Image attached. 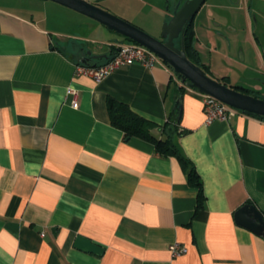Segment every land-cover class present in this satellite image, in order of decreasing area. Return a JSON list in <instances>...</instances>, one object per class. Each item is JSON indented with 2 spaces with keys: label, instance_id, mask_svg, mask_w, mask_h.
I'll use <instances>...</instances> for the list:
<instances>
[{
  "label": "crops",
  "instance_id": "0c3cea01",
  "mask_svg": "<svg viewBox=\"0 0 264 264\" xmlns=\"http://www.w3.org/2000/svg\"><path fill=\"white\" fill-rule=\"evenodd\" d=\"M237 1L253 29L250 16L257 25L254 11L259 16L264 0ZM235 2L205 0L194 16L195 47L201 56L196 18L203 9L208 22L199 27L213 31L215 19L224 35L213 31L219 41L208 49H222L228 63L238 49L241 66L255 54L264 70L257 36L238 41V28L223 14ZM83 26L90 34L103 30L50 0H0V264H264V238L235 221L246 203L264 218V119L237 111L206 124L200 93L180 86L161 60L122 65L98 82L75 76L83 58L96 64L129 43L112 31L106 49L86 53L83 42L91 38ZM67 87L76 91L77 108ZM108 96L158 126L180 97L184 132L173 139L200 177L202 207L174 156L111 124ZM153 133L165 136L159 128ZM78 235L102 254L74 246ZM173 242L186 252L172 256Z\"/></svg>",
  "mask_w": 264,
  "mask_h": 264
},
{
  "label": "water",
  "instance_id": "95a60500",
  "mask_svg": "<svg viewBox=\"0 0 264 264\" xmlns=\"http://www.w3.org/2000/svg\"><path fill=\"white\" fill-rule=\"evenodd\" d=\"M78 13H81L107 30L126 37L153 52L158 59L166 63L175 74L190 89L200 94H206L225 103L243 114H254L264 117V98L244 93L232 85L222 83L211 77L199 65L191 61L185 53L183 42L180 47L175 45L177 38H183V30L187 23L196 15L205 0H183L172 12L170 19L164 22L161 38L157 39L136 25L120 18L113 13L90 3L87 0H50ZM106 57L105 55L103 56ZM92 58H98L92 55ZM82 63H88L87 57ZM174 107L178 110V120L181 115V100L176 98ZM237 224L246 227L264 238L263 215L251 204H244L235 212ZM74 246L86 252L102 254L103 248L92 243L88 238L76 236Z\"/></svg>",
  "mask_w": 264,
  "mask_h": 264
},
{
  "label": "rangeland",
  "instance_id": "374dc122",
  "mask_svg": "<svg viewBox=\"0 0 264 264\" xmlns=\"http://www.w3.org/2000/svg\"><path fill=\"white\" fill-rule=\"evenodd\" d=\"M90 3L96 4L97 6L113 13L114 15L125 19L126 21L136 25L137 27L143 29L145 32L150 34L151 36L162 40L161 38V30L164 22L168 21L172 15V12L174 10V6L176 3L183 2V0H87ZM240 2V1H239ZM237 0L235 2V9H223V14L225 18H232L231 23L236 28H238V34L236 35L237 40L244 42L247 36H249L252 40L255 39V36H257L258 44L255 43L256 47H264V2L261 4V10L258 12L259 16L257 15V12L254 11V15L257 21V25H255V19L252 14L250 18L253 17V29H248V26L246 25V18L244 15V10H241V8H236L239 3ZM204 4V3H203ZM241 5V4H240ZM205 9V8H204ZM205 10H200L197 18L196 23L198 26L197 34L199 38V50L201 52V59L203 63L210 66L211 75L216 78H220L221 76H224V74L227 77L228 85L232 86H243L249 89H253L257 92H259L260 95H264V70L261 69L259 66L260 62L255 58V54H251L249 57H247V60H245L242 64V66L239 64V60H241L240 52L237 49L235 61H232L228 63L227 61H224L221 58V55L223 53L222 49L219 52H216L214 48L208 49V43H217L219 41V38L217 35L224 38V35L222 33L216 32V26H214L216 23L219 24V21L215 19H210V26L211 29L216 32V34L211 30H206L202 27H199V22L201 21L202 24H205L208 22L204 17ZM123 16H127L128 18L131 17L135 21H130L126 19ZM215 18H218L216 15H214ZM258 19H261L258 24ZM138 22V23H137ZM194 22V21H193ZM227 21H222V32H227L226 29L227 25L225 24ZM143 25V26H142ZM102 31H98L97 34H90L88 33V29L86 26L82 27L83 34L87 35L91 39L83 42L86 53L89 50H92L93 47H98L100 49H106L107 48V41L110 39L111 36L110 33L112 31L107 30L104 26H102ZM254 32V33H253ZM88 33V34H87ZM91 35V36H90ZM244 39V40H243ZM251 42V41H250ZM175 45L177 47H180L179 42L175 41ZM65 45H62V48H64ZM251 49V48H250ZM239 59V60H238ZM244 64H250L253 69L250 70L246 67H244ZM177 75V74H176ZM210 75V76H211ZM178 76V75H177ZM211 76V77H212ZM179 84H182L180 86H185V83L180 79H178ZM258 87H256V86ZM255 86V87H254Z\"/></svg>",
  "mask_w": 264,
  "mask_h": 264
},
{
  "label": "trees",
  "instance_id": "16d2710c",
  "mask_svg": "<svg viewBox=\"0 0 264 264\" xmlns=\"http://www.w3.org/2000/svg\"><path fill=\"white\" fill-rule=\"evenodd\" d=\"M193 20L194 17L184 27L182 40L179 37L175 41H178L179 45H181V42H183L186 56L191 61L198 64L207 71L208 68L200 63L198 51L194 46L195 33H194ZM124 39L130 43H135L126 37H124ZM115 51L116 49L112 53H110L106 58H101L100 61L96 62V64H103L108 60H110L112 56L115 54ZM217 80H219L222 83H225L224 82L225 77L217 78ZM234 87L244 93H248L256 97L264 98V96L260 95L259 92L257 91L244 88L241 86H234ZM106 109L111 124L122 130L126 138L134 136L149 141L154 145L155 150L158 154L162 156H174L178 160L182 169L186 173L188 184L197 189V205L198 207H202L204 202V195L202 192V182L200 180V177L196 172L194 165L190 162L189 159H187L182 154V152L180 151L179 147L177 146L176 142L173 139L174 135H180L184 132L183 130H180L178 127V123H179L178 110L175 108L172 111L170 118L166 121V123H164L161 126H158L153 121H150L136 114L126 104L117 101L111 96H108L106 98ZM250 115L264 119V117L262 116H257L254 114H250ZM155 128L161 129L162 133L165 134V136L163 138L156 136L153 133V129Z\"/></svg>",
  "mask_w": 264,
  "mask_h": 264
},
{
  "label": "built area",
  "instance_id": "2783aa9c",
  "mask_svg": "<svg viewBox=\"0 0 264 264\" xmlns=\"http://www.w3.org/2000/svg\"><path fill=\"white\" fill-rule=\"evenodd\" d=\"M157 61H160V59L144 46L137 43H123L117 46L112 58L103 64L75 63L74 75L87 76L98 82L122 65L140 63L146 67H152ZM67 94L73 96L71 105L73 108H77L76 91L72 87H67ZM200 95L206 124L214 120L228 121L231 115L239 111L212 96ZM168 250L172 256H179L186 252V247L173 242L168 246Z\"/></svg>",
  "mask_w": 264,
  "mask_h": 264
},
{
  "label": "flooded vegetation",
  "instance_id": "af4514ba",
  "mask_svg": "<svg viewBox=\"0 0 264 264\" xmlns=\"http://www.w3.org/2000/svg\"><path fill=\"white\" fill-rule=\"evenodd\" d=\"M179 4V2L178 3H176L175 4V6H174V9H175V7L177 6ZM194 21V20H193ZM193 25H194V22H193ZM194 46H195V43H194ZM196 48V47H195ZM196 50H197V48H196ZM198 51V50H197ZM198 54H199V51H198ZM199 60H200V63L203 65V66H205V67H207L208 68V70L206 71L205 69H204V71H206V73L208 74V75H210V73H211V70H210V67H209V65H207V64H204L203 62H201V56H200V54H199ZM198 65V64H197ZM201 67V66H200ZM202 68V67H201ZM203 69V68H202ZM222 77H225V80H224V82L228 85V80H227V76H222ZM222 77H220V78H222ZM241 87H243V86H241ZM244 88H246V87H244ZM249 89V88H248ZM251 90H254V89H251ZM255 91V90H254ZM257 91V90H256Z\"/></svg>",
  "mask_w": 264,
  "mask_h": 264
}]
</instances>
